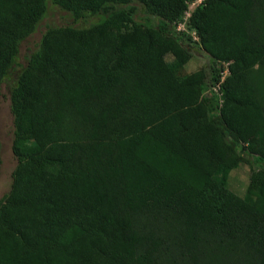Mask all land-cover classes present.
I'll return each mask as SVG.
<instances>
[{"label": "trees", "instance_id": "1", "mask_svg": "<svg viewBox=\"0 0 264 264\" xmlns=\"http://www.w3.org/2000/svg\"><path fill=\"white\" fill-rule=\"evenodd\" d=\"M192 1L0 0L16 161L0 264H264V0H204L188 25L208 62L182 77L172 25ZM50 5L97 20L48 27L22 64ZM223 63L220 102L203 92Z\"/></svg>", "mask_w": 264, "mask_h": 264}, {"label": "rangeland", "instance_id": "2", "mask_svg": "<svg viewBox=\"0 0 264 264\" xmlns=\"http://www.w3.org/2000/svg\"><path fill=\"white\" fill-rule=\"evenodd\" d=\"M204 0H194L188 4V10L183 15V17L172 25V31L180 32V39L190 45L193 56L191 59L183 66L179 67V76H185L192 74L196 71L201 70L206 67L208 59L200 51V46L198 38L188 25L189 16L197 9L203 5ZM97 18L81 19L79 21H74L70 14L61 11L55 6H48L46 13L40 24L38 25L34 34L23 41L20 46L19 61L23 64L25 58L31 51L35 49V46L39 42L42 33L48 28L53 26H73L77 28H85L90 24L96 22ZM135 20L140 22H149L150 24H157V21L148 16L141 6H137V12L135 14ZM168 61H171V57H167ZM208 87L204 90L203 96H208L210 94ZM3 96L0 101V144H1V170H0V199L8 192L10 186V176L11 172L15 167L16 161L13 157L11 151L12 145V115L10 112V102H9V90L3 88ZM213 97V95H212ZM236 153V154H235ZM234 153V158L237 161V165L228 173V178L226 182V188L236 195L243 196L247 190L249 183V176L253 168L248 164L239 161L237 152ZM255 169V168H254Z\"/></svg>", "mask_w": 264, "mask_h": 264}, {"label": "built area", "instance_id": "3", "mask_svg": "<svg viewBox=\"0 0 264 264\" xmlns=\"http://www.w3.org/2000/svg\"><path fill=\"white\" fill-rule=\"evenodd\" d=\"M229 70H228V63H223V70L220 71V79L217 84L214 86H211L210 89H208L209 93L208 96H214L216 95L218 100L221 102V92H220V85L223 83L224 79L228 76Z\"/></svg>", "mask_w": 264, "mask_h": 264}]
</instances>
